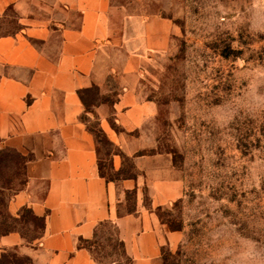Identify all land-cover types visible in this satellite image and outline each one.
<instances>
[{
	"label": "crops",
	"instance_id": "1",
	"mask_svg": "<svg viewBox=\"0 0 264 264\" xmlns=\"http://www.w3.org/2000/svg\"><path fill=\"white\" fill-rule=\"evenodd\" d=\"M151 2L0 0V18L12 10L19 26L0 36V141L31 157L7 209L17 217L26 207L44 220L32 243L18 231L0 235V257L15 250L31 264H98L80 241L92 242L106 224L129 264H164L162 248L178 242L156 211L182 196V176L165 155L148 151L149 125L161 110L144 86L152 84V52H166L179 30L173 16L149 13ZM91 88L93 112L82 103ZM82 116L95 117L119 150L111 169L120 172L129 158L131 176H101L98 144Z\"/></svg>",
	"mask_w": 264,
	"mask_h": 264
},
{
	"label": "rangeland",
	"instance_id": "2",
	"mask_svg": "<svg viewBox=\"0 0 264 264\" xmlns=\"http://www.w3.org/2000/svg\"><path fill=\"white\" fill-rule=\"evenodd\" d=\"M147 10L173 16L179 30L166 52H152L146 75L152 84L144 86L161 110L149 125L148 151L165 155L183 181L182 196L156 211L166 230L179 234L175 245L162 248V260L264 264V0H152ZM18 29L7 10L0 36ZM86 120L96 133L101 174L131 176L129 158L120 172L111 169L116 148L98 133L95 117ZM30 159L0 141V228L32 243L41 222L26 207L17 217L7 209L26 183ZM126 197L130 209L133 196ZM95 238L88 246L98 264H129L112 225Z\"/></svg>",
	"mask_w": 264,
	"mask_h": 264
},
{
	"label": "trees",
	"instance_id": "3",
	"mask_svg": "<svg viewBox=\"0 0 264 264\" xmlns=\"http://www.w3.org/2000/svg\"><path fill=\"white\" fill-rule=\"evenodd\" d=\"M92 92H94L93 99L91 97V93ZM97 92L98 91H97L96 88H91V89L83 92V94H82V103H83L84 107L86 108V111H89V107L92 106V105H95V103L97 102ZM81 119L84 122H87V120H86L87 118L85 116H82ZM89 130L92 132V134L94 135V137L96 139V133L94 132V130H92L90 127H89ZM97 130H98L99 134H101L103 137H105V139H107L106 136L104 135V133L102 132V130H100L98 128V126H97ZM107 141H108V139H107ZM96 143H97V139H96ZM116 154H120V152H119V150L117 148H116V153H114V155H116ZM99 169H100V165H99ZM100 174H101V172H100ZM101 176H103V175L101 174ZM27 211L29 213H31V211L28 208H27ZM32 216H33V218L35 220L41 222V224L38 226V228H39L38 238H39L41 236V233H42V230H43V227H44V220H43V218H38V217H35L34 215H32ZM12 231L13 230H11V229L9 230V229H1L0 228V235H6V234H8V233H10ZM88 244H90V243H87L86 241H80V245L90 248L88 246ZM118 244H119V247L122 249V244L119 241H118ZM0 264H31V260L28 257H26V256H19L15 252V250H9V251H6L4 254H2V256L0 257Z\"/></svg>",
	"mask_w": 264,
	"mask_h": 264
}]
</instances>
